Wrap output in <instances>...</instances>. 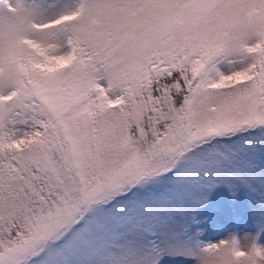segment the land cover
<instances>
[{"label": "snow or ice", "instance_id": "obj_1", "mask_svg": "<svg viewBox=\"0 0 264 264\" xmlns=\"http://www.w3.org/2000/svg\"><path fill=\"white\" fill-rule=\"evenodd\" d=\"M0 264H264V0H0Z\"/></svg>", "mask_w": 264, "mask_h": 264}, {"label": "rangeland", "instance_id": "obj_2", "mask_svg": "<svg viewBox=\"0 0 264 264\" xmlns=\"http://www.w3.org/2000/svg\"><path fill=\"white\" fill-rule=\"evenodd\" d=\"M230 198H231V194L226 191L214 192L212 196L210 197V205L214 206L218 201H222V203L225 205L229 213H235L241 216H245L249 208L247 198L243 196V194H240V199L234 207L228 204V201L230 200ZM208 211H211V206L208 208ZM253 226H254V221L250 216H247L246 223H242L240 225L242 229L245 227L250 229Z\"/></svg>", "mask_w": 264, "mask_h": 264}]
</instances>
